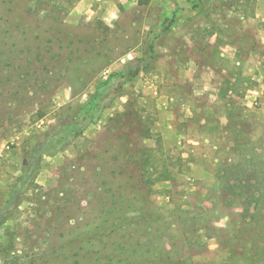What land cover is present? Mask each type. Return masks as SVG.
I'll use <instances>...</instances> for the list:
<instances>
[{
	"label": "rangeland",
	"instance_id": "1",
	"mask_svg": "<svg viewBox=\"0 0 264 264\" xmlns=\"http://www.w3.org/2000/svg\"><path fill=\"white\" fill-rule=\"evenodd\" d=\"M153 40V66L40 161L0 264H264V0H0V205L24 151Z\"/></svg>",
	"mask_w": 264,
	"mask_h": 264
},
{
	"label": "trees",
	"instance_id": "2",
	"mask_svg": "<svg viewBox=\"0 0 264 264\" xmlns=\"http://www.w3.org/2000/svg\"><path fill=\"white\" fill-rule=\"evenodd\" d=\"M135 2L138 7L143 8L147 7L151 0H135ZM51 26L45 24L44 34H50ZM155 44L156 41H151L148 50L143 51L142 58L128 62L120 71L109 74L106 79L97 83L93 92L82 103L73 107L68 106L66 108L67 114L59 116L55 121V125L36 139L29 151H24L19 173L15 177L6 199L0 205V227L7 222L12 212L23 202L26 193L33 187L40 161L44 157L55 156L61 149L79 138L90 125L97 124L101 120L103 112L111 106L116 97L124 94L122 91L124 85L136 78L141 71L153 66L155 61L153 46ZM240 46L238 45V48ZM129 179L132 187L130 175ZM246 179L245 183L240 178H236L231 183L229 177H221L223 193H228L230 197L242 199L244 211H248L250 208L248 206H251V203H256L260 197V194L253 193L250 179ZM128 202V199L122 202L123 204L127 203V212H141L143 214L144 211L146 213L150 211L148 208ZM152 210L153 208H151ZM152 222L150 224L157 232L164 233L167 231H165L166 226L163 219H161V223H156L154 220Z\"/></svg>",
	"mask_w": 264,
	"mask_h": 264
}]
</instances>
